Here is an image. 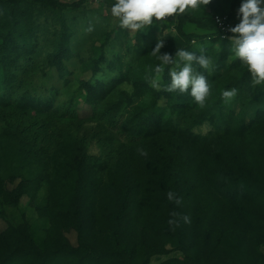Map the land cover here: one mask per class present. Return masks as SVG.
Masks as SVG:
<instances>
[{
	"label": "trees",
	"instance_id": "1",
	"mask_svg": "<svg viewBox=\"0 0 264 264\" xmlns=\"http://www.w3.org/2000/svg\"><path fill=\"white\" fill-rule=\"evenodd\" d=\"M92 1L98 0H76L71 3L58 0H0V155L4 157L3 163H6V171L11 176L24 177L25 170L35 158L47 162L53 158L56 150L63 154L65 163L61 166L64 174L61 179L64 199L61 204L78 232L76 247L59 243L50 251L39 248L31 237L27 251L19 247L10 251L0 237L3 250L0 264H6L13 253L31 255L41 264H61L63 260L72 261V258H77L80 264H98L109 258L116 259L114 249L95 251L93 243L89 241L90 235L131 229L146 211V206L154 205L160 198L170 212L161 223L162 234L170 239L172 247L176 245L172 249L187 258V261L172 259L161 264H198L195 259L198 255L194 257L192 253L197 251L194 242L199 236L196 231L206 225L207 209L211 205L210 195L215 187L211 186L210 180L233 178L230 183L221 182L219 187L231 189V200L241 199L248 193L249 187L241 184L242 178L237 175L250 169L249 162L254 155L264 153V86L252 85L247 69L229 49L218 56L209 70L196 66V70L204 74L211 85V94L201 108L187 92L166 91L170 82V65L163 73L160 89L150 87L155 76L154 68L159 63L156 56L145 67L130 69L123 67L121 58L113 57L107 67L117 76L106 85L98 79L102 73L101 64L106 62L104 55L100 54L92 66L93 79L86 84L87 106L104 101L125 81L130 82L133 89L132 92H120L116 101L106 105L102 116L107 122H112V129H117L118 121L115 118L123 104L128 106L136 99L149 97L148 102H140L120 122V135L125 136V141L116 149L113 145L116 138L112 134V148L104 147L112 167H108L107 175H100L104 170L103 163L96 166L97 160L86 152L87 128L83 129L82 123L65 120V117H73V113L60 116L59 109L54 108L51 101H44L27 91L18 96L16 104L12 105L11 102L13 90L19 83L20 67L31 60L36 49L33 36L24 26L32 17V7L77 11ZM235 2L230 0L232 11ZM217 15L227 16L232 25L233 14ZM213 16L209 18L211 24L201 27L209 32L207 34L185 33V23H194V20L188 18L186 12L177 16L176 40L169 46L161 47L160 54L175 57L177 48H184L199 56V48L196 47L224 42L231 33H222L216 27ZM61 26L52 53L55 61L51 65L65 74L61 60L72 50L63 20ZM139 61L137 57L136 64ZM231 88L237 89V95L225 102L221 91ZM204 124L210 127L211 132L201 136L195 130ZM103 131H93L91 137L102 141L99 137ZM104 140L107 143L109 137ZM138 148H143L147 155H140ZM216 167L223 172L217 175ZM169 191L180 198L179 205L168 201ZM216 199L214 203L221 201L218 197ZM188 202L192 205V215H188L193 221L192 227L186 228V224L181 222L173 230L168 224L171 214L183 215L184 204ZM219 213L212 218L210 231H213V223L220 220ZM219 236L222 237V234ZM205 237H209L208 234ZM192 240L193 244L190 243ZM187 241L191 246L187 245ZM132 249L125 250L128 257L125 264H149L136 262ZM168 253L156 244L148 248L149 257ZM225 261L217 263L229 264Z\"/></svg>",
	"mask_w": 264,
	"mask_h": 264
},
{
	"label": "rangeland",
	"instance_id": "2",
	"mask_svg": "<svg viewBox=\"0 0 264 264\" xmlns=\"http://www.w3.org/2000/svg\"><path fill=\"white\" fill-rule=\"evenodd\" d=\"M58 1L71 3L76 0ZM114 2L115 0L87 2L77 11H51L33 6L32 17L30 21L25 22L24 26L28 27V32L33 36L36 49L31 60L20 67L19 83L15 86L11 97L12 105H14L18 96L27 91L35 97H41L44 101H51L53 107L59 109L60 116L65 117L66 114L73 113V117H65V120L74 121L75 124L82 123V128H87V135L84 133L87 138L86 152L97 160L96 166L103 163L104 170L100 175H107L110 170L108 167H112V162H110L105 149L112 148V134L116 138V142L113 144L116 149L119 144L125 141V136L120 135V122L140 102H148L149 97L136 99L128 106L123 104L115 118L118 121L117 129H112V122L104 120L102 113L107 104L118 99L120 92H132V84L125 81L116 87L104 101H98L92 107L87 106L86 91L88 89L86 84L93 79L92 66L95 60L100 54L104 55L106 62L101 64L102 73L98 79L109 85L117 76L107 67V63L112 62L113 57L121 58L123 67L126 69L135 68V66L145 67L153 59L152 50L157 43L169 46L174 43L177 37L176 19L164 23L154 22L155 24L148 30L145 29V32L138 33L117 27L115 19L110 16V7ZM240 2L241 0H236L233 11L230 0H212L203 10L186 11L188 18L194 20V23H185L184 32L209 33L201 27L211 24L209 18L217 14H233L232 27L235 26L239 22L236 10ZM62 20L65 23L69 35L68 43L72 50L61 60L66 70L65 74L60 73L58 68L51 65L55 61L52 59V53L58 34L62 30ZM195 49L199 51L200 55V50L204 49V55L211 58L213 56L212 61L215 62L222 52L230 49V43L227 38L224 42ZM137 57L140 58L138 65L136 64ZM132 72L133 70H131ZM161 81L162 79L159 81V85ZM150 87L155 90L160 89V87H152V82ZM98 129L104 130L99 137L103 139L102 141L91 137L93 131H98ZM105 131L106 133H104ZM195 132L204 136L211 131L210 127L204 124ZM107 137H109V141L105 143L104 139ZM57 153L58 150L47 162L35 158L32 165L25 170L26 176L24 177L11 176L6 171V163H3L4 157L0 155V237L5 240L10 251L16 247L27 251L30 237L39 248L49 251L59 243L77 246L78 232L71 225L67 212L61 204L64 199L63 180L61 179L64 174L61 166L65 161L64 155ZM209 162L212 161L209 160ZM210 165L211 163H209ZM249 167V170L237 175L242 178L241 184L244 183L249 187L248 193L241 199L231 200V189L219 187L222 185L221 182L230 183L233 178L228 177L226 181L210 180L211 186L215 187L210 195L211 205L207 209L206 225L203 229L196 231L199 236L194 242L197 244L195 246L197 251L192 253L194 257L198 255L197 258L195 257L198 264H218L217 261L222 260H226L225 262H229V264L231 262L264 264V153L254 155L250 159ZM219 170L216 167L217 175H219L218 172H223ZM214 195L216 196L214 197ZM216 197L221 201L214 203L217 200ZM163 202L164 200L160 198L154 205L146 206V211L140 216L138 223H135L129 230L108 231L105 232L106 235L90 233L89 241L93 243L95 251L109 248L114 249L117 254L116 259L109 258L98 264L127 263L128 257L125 250L130 247H133L136 262L161 264L172 259L180 262L187 261L181 252L172 249L176 245L172 247L170 239L162 234L161 223L165 216L170 215L169 207ZM191 211V203L184 204L183 215L191 216ZM218 211H220L218 214L220 220L213 223V231H210L209 224ZM192 218L194 219V216ZM192 225L193 221L186 224V228H190ZM206 234L209 237L206 238ZM219 234H222V237ZM189 242L187 241V245L191 246L190 243L193 244V240ZM154 244L169 253L149 257L148 248ZM2 255L3 250L0 242V258ZM6 264L41 263L33 260L31 255L13 253V255L10 254ZM61 264L80 263L77 258H72V261L63 260Z\"/></svg>",
	"mask_w": 264,
	"mask_h": 264
},
{
	"label": "clouds",
	"instance_id": "3",
	"mask_svg": "<svg viewBox=\"0 0 264 264\" xmlns=\"http://www.w3.org/2000/svg\"><path fill=\"white\" fill-rule=\"evenodd\" d=\"M211 2L212 0H115L110 7V16L115 19L117 27L138 33L148 30L154 22L165 21V17L175 19L186 11L203 10ZM236 16L239 22L229 29L231 52L247 69L252 85L264 86V0H241ZM162 46V43H157L152 50V54L159 60L154 68L152 87H160L159 81L166 67L170 65V82L166 91L187 92L203 108L211 94V85L206 76L196 70V66L209 70L213 65L212 58L204 55V49L200 50L199 56L184 48H177L175 57L161 55ZM236 95L235 88L221 91L225 102L231 101ZM137 151L142 156L147 155L143 148H138ZM167 199L177 205L181 203L173 191L167 193ZM171 216L168 224L173 230L179 227L181 222L191 223L188 215L173 212Z\"/></svg>",
	"mask_w": 264,
	"mask_h": 264
},
{
	"label": "built area",
	"instance_id": "4",
	"mask_svg": "<svg viewBox=\"0 0 264 264\" xmlns=\"http://www.w3.org/2000/svg\"><path fill=\"white\" fill-rule=\"evenodd\" d=\"M165 21H159V22H167L171 19L172 17H165ZM213 21L216 24V27L224 34H228L229 29L232 27L231 23L229 22L227 16L225 15H215L213 16Z\"/></svg>",
	"mask_w": 264,
	"mask_h": 264
}]
</instances>
